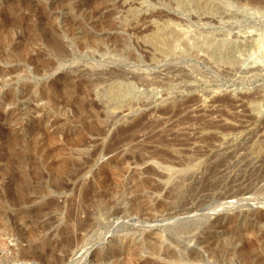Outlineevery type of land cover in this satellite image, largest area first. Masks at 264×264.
I'll return each mask as SVG.
<instances>
[{
  "label": "rangeland",
  "instance_id": "obj_1",
  "mask_svg": "<svg viewBox=\"0 0 264 264\" xmlns=\"http://www.w3.org/2000/svg\"><path fill=\"white\" fill-rule=\"evenodd\" d=\"M132 1L133 9L115 7L113 18L121 26L138 19L150 22L151 32L161 26L176 29L168 18L159 20V13L167 12L183 20V29L215 36L220 48L216 50L218 43L210 46L213 59L200 49L198 56L190 52L177 60L145 55L121 63L106 54L95 60L83 57L80 63L74 57L58 65L45 49V37L53 33L64 39L65 17L84 22L81 7L74 0H65V6L63 0H0V264H264V194L248 192L242 199L195 209L191 217L201 223L187 239L170 229L179 224L173 188L183 179L168 172V164H123L128 168L123 178L139 171V180L150 178L160 186L136 202L130 195L105 191L135 186L117 173L124 157L133 161L158 151L178 156L182 148L187 159L198 154L187 168L193 179L202 177L214 156L235 151L230 179L242 175L229 185H247L249 176L256 172L255 179L264 172V0H244L233 8L231 19L212 23L200 21V9L192 5L190 11L183 4L187 0ZM217 1L224 10L225 1ZM85 19V25L94 23ZM126 26L120 35L131 39L129 49L151 34L148 30L143 39L133 40L142 34L126 33ZM227 40L231 48L222 46ZM226 54L231 61L215 63L216 56ZM47 60L52 70L37 73ZM111 67L166 83L142 87L138 98L129 94L121 99L133 98V107L118 103L73 110L57 105L59 87L68 81L63 77L74 68L97 73ZM179 68L186 79H175ZM193 99L181 109L180 103ZM167 107L172 113L162 114ZM179 108L183 111L174 116ZM140 117L141 125L132 127ZM186 139L191 141L183 145ZM243 174L249 175L244 183L239 180ZM195 198L189 207L198 202ZM136 206L146 210L125 214Z\"/></svg>",
  "mask_w": 264,
  "mask_h": 264
},
{
  "label": "bare ground",
  "instance_id": "obj_2",
  "mask_svg": "<svg viewBox=\"0 0 264 264\" xmlns=\"http://www.w3.org/2000/svg\"><path fill=\"white\" fill-rule=\"evenodd\" d=\"M130 1L132 0H113V1L111 0H74V2H76V4L78 5L77 7L79 8L81 7L80 10H82L84 22H86L85 18L88 17L89 20L90 19L92 20L91 23L93 22L94 23L91 26L86 24L87 26H89L87 27L85 23L83 22V20L72 19V17L70 16L65 17L64 21L66 23L65 24L66 28L64 30L66 33L65 38H67V40L64 37H63L64 39H61L60 37H58L60 35L54 36V34L52 33L53 35L51 34L52 36L51 35L49 36L48 34L47 37H45L46 39L44 42L45 49L53 54L55 58L54 62L55 63L57 62V64L59 65V64H62L64 61H67L74 57H77L80 63L83 57H88L92 60L93 59L95 60V59L104 57L106 54H112L113 56H115L116 59L114 58L110 59L113 62L119 61L121 63L123 62V59L135 60V59H140L145 55L149 56L152 60L155 59L158 61H162V60L166 61L167 59H169V57L177 60V59H183L185 54L187 55V53H190V52H193V54H195L193 56H198L199 55L198 53H200L199 52L200 49L204 50V53L208 56V58L213 59L210 46H212V44L218 43L216 44L217 46L216 50L218 51V49L220 48L221 46L220 41H218V39L215 36L209 37V36L203 35L202 33L200 34L199 32L195 33L191 31L192 29L189 30L190 28H187L186 26H185L186 29H183L182 27L183 25L181 26L182 24L181 22L183 20L181 22H178L177 19H174L173 17H171L170 14L167 12H162V13L160 12L159 20L161 19L162 16L164 18L165 17L168 18L166 19L167 23H172L174 25L177 24L175 25L177 26L176 29L174 25L172 26L174 27L173 30H170L171 28L168 29L167 27L166 28L168 30H166V28L163 29L164 27L161 26L162 29L156 30L154 28L155 31L153 30V32H151L149 30L150 29L149 26L152 28V26L149 25L151 24L150 22L148 24L145 22V20L143 22H138L139 20L137 19V22L135 24H131V25L129 24L127 25L128 27L125 25L126 29L124 31L131 35L134 34L135 36L137 34L138 36L139 34L140 35L142 33L144 34L145 31L149 30L151 34L149 33L148 34L150 36L153 34V37H150L148 34H146L149 37L146 36L143 39L141 38L143 34L139 36L138 38H134L133 37L134 35H133L132 36L133 40L141 38L143 40H140V39L139 40L143 42H140L139 40L137 42L133 41L135 44L133 46L134 48L133 49H131V47L130 49L127 48V45H128L127 43H129V40L131 39L129 38L128 40L127 38H124L125 36L123 37L122 34L120 35L121 33L120 31H122L121 27L123 26H121V23L115 21L116 18H113V14L115 12L114 11L115 7L118 8L119 6H122L124 9L127 6V9H131L133 1L132 2ZM224 1L226 4L224 10H221V4L217 0H187L186 3H183V4H187L185 6L188 7L190 11H192V8H191L192 5L196 6L198 10L200 9L197 12V16L199 20L200 21L202 20L206 23H212L214 21L223 20L225 18L231 19L233 17V12H234L233 8L236 6V4H242L244 0H224ZM60 3L61 5L63 4V6H65V0H63V3L62 2ZM72 5H74V3ZM83 8L89 10V13L84 9L87 12L86 13L83 10ZM132 9H133V6H132ZM124 11L128 12V10H124ZM134 13L136 12L134 11L133 14ZM139 14L140 13L138 12V15ZM149 15H151L152 17L154 16V14H149ZM149 18H147L148 21L151 20V18L150 19ZM82 22L84 23L85 26L82 24ZM99 25H101L100 29L96 30ZM154 26H155V23H154ZM229 40L223 41L224 44H222V46H225L226 44L229 48H231L232 45ZM216 58L217 59L215 60V63L221 61L222 59L227 60V62L231 61V57L228 54L216 56ZM49 62L50 61L47 60L42 65V67H38L37 73H42V74L49 73V71L52 70V66ZM228 66L230 67V68L228 67L229 69L232 68L231 64H229ZM78 71L79 69L75 70L74 68L72 73H69L70 72L69 71L68 72L69 74L63 77L65 78L64 80L65 82L66 80L68 81L66 83H62L63 85L62 84L60 85L59 87L60 95H59V98L57 99V105H59L62 108H73V110H75L77 106H80L81 109H85L91 106L98 108L101 106V104L103 105V104H118V103L119 104L123 103L125 104V106L133 107L132 106L133 98L128 97L127 98L128 100H125V101H121V99L123 97H126L129 94H136L138 98L139 91L141 90L142 87L147 88L156 83L158 85L166 83L165 80H162V81L160 80V82L158 81L155 82L154 81L155 79L154 80L152 79L149 80L150 78L144 79L143 77H141L142 75H139V74L136 75L133 73L132 75H129L123 70H119V69L112 68V67L109 70H105V71L103 70L101 72H98L99 71L98 69V71L96 70L97 73L95 71L94 73L92 72H80L79 73ZM77 72L79 74H76ZM185 74L186 73L184 69L179 68L177 70V74H175V76H177V78L175 79H178V77L180 79H184ZM157 78L158 77H156V79ZM194 101L195 99L191 101H187V102H182L180 103L181 106L180 105L179 106L182 109L184 108L183 106L188 107ZM181 109L178 112H175V114L173 113V115L177 116L178 114H180V112L183 111V110L181 111ZM161 113L164 115H169L172 113V109L170 107H167L163 109ZM202 119L204 120L205 118L202 117ZM142 121L144 120L142 117H140L132 125V127L140 126ZM201 122L203 123V121ZM205 122L204 124L207 123ZM209 123L210 122H208V125ZM202 127L207 128L208 126L206 125ZM189 141L191 140L186 139L185 143H182V144L186 145ZM186 152L187 151L185 150L183 151V148L177 150V154L178 156L180 155V157L173 156V154L168 151L152 152L148 157L137 156L135 157V159L132 157L134 159L133 161H129L130 160L129 156H126L123 159H121L119 163H117V169H118L117 173L119 177L123 178L125 175V172L127 171L126 169H128L123 165L124 163L127 164V162H129L128 164L133 163L136 166H140L144 163H147L150 160L154 162L161 161L163 163L168 164V167L166 166V169L168 170V172L170 171L171 174L175 172L179 173V176H181L183 180L181 181V183L175 185L173 188V192H174L173 197L176 198L175 204H176V207H178V209L174 213L175 214L174 216H177L176 218L181 219V217L185 215V218L187 219L182 218L181 219L182 221L179 219L178 220L179 224L178 225L176 224L175 226L172 225L170 229H172L178 234L187 235L186 236L187 239L191 238L190 233L192 232V229L195 227H198V224L201 223V222L200 223L197 222L198 218L194 219L193 217H191L195 209H199V207H202L203 205L208 204L210 202L218 204L227 199H233V198H239V197L243 198L244 197L243 195L245 194L248 195V192H252L253 195L258 194L260 196L264 194V184H261L264 181V172L263 170L261 171L262 168L259 169L261 173L259 172L260 174L257 177H255V179L252 176L255 175L256 173L255 171L257 169H254L255 173H253L252 170L250 171L253 173V175L251 176H249L248 174L244 175L245 174L244 171L241 170L244 174L242 177L239 178V180L241 179L240 181L243 180V183L245 181H248L247 175L251 177L252 179L251 181L249 180V183L247 185H241L242 183L240 185H229L233 181V179H235V178L230 179L231 176L229 175L235 169V165L230 166L229 163H230V160L236 156V151L235 152H225L223 154L214 156V161L208 164L203 169V175L201 178H198V179H195V178L193 179V176L189 174V171L187 169L189 167V164H191L194 160H196V158H198V154L195 153L194 154L195 156L192 157V159H187L186 158L187 156H185ZM194 166L192 167L190 166V167L193 168ZM222 168H224V170L221 171ZM146 170L152 171L151 168H148ZM154 173H157V172L154 171ZM157 174L162 175L159 173ZM138 175H139V171H133L132 175L130 176L131 177L130 179L123 178L124 180L128 182L131 181L132 184L134 182L135 186L133 188L127 187L128 185L127 184L125 186H121L120 190L119 189L116 190L113 188H109V189L107 188V190L105 191L106 192L108 191L109 193L113 192V194L114 192L123 193L121 194L122 197H124V194H125V197L126 195L128 196L130 195L132 196V199L136 202V200H140L139 198H141V196L144 197L145 195L144 193L146 194L150 193L149 192L150 189H154V191L160 189V186L154 185L152 181L150 180V178L139 180ZM241 175L242 174L240 175L238 174L237 179H238V176H241ZM237 179L235 180L237 181ZM227 182H228V185H226ZM200 193H202L203 195L201 194L202 196H199ZM169 195L172 196V193ZM117 197L119 196L117 195ZM195 197L199 199L198 202H196L195 205L193 204L191 207H189L188 204L193 202V199ZM141 209H142L141 206H136V209L135 207L134 208L131 207L129 208V210H126L125 214H130V213L132 214L134 210L135 211L136 210H140V211L146 210V209H142V210ZM82 226L86 228V226L88 225L86 224ZM220 246H221L220 250L226 251V247L224 245H220ZM191 253L193 256L199 255L197 252H191Z\"/></svg>",
  "mask_w": 264,
  "mask_h": 264
}]
</instances>
